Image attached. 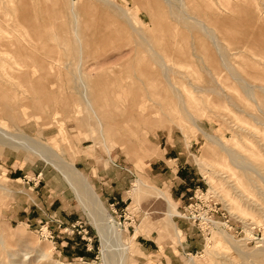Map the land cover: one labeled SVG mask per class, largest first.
Segmentation results:
<instances>
[{"label":"rangeland","instance_id":"rangeland-1","mask_svg":"<svg viewBox=\"0 0 264 264\" xmlns=\"http://www.w3.org/2000/svg\"><path fill=\"white\" fill-rule=\"evenodd\" d=\"M0 29V264H264V0H0ZM197 186L243 251L183 218Z\"/></svg>","mask_w":264,"mask_h":264},{"label":"bare ground","instance_id":"bare-ground-1","mask_svg":"<svg viewBox=\"0 0 264 264\" xmlns=\"http://www.w3.org/2000/svg\"><path fill=\"white\" fill-rule=\"evenodd\" d=\"M8 3V2H7ZM10 5V4H9ZM212 6V5H211ZM235 6V5H234ZM215 8V7H214ZM219 9V8H218ZM222 9V8H221ZM251 9H253V7L251 8ZM218 11V10H217ZM251 11V10H250ZM244 12V11H243ZM253 12V11H252ZM4 13V12H3ZM214 13V12H213ZM242 13V12H241ZM240 13V14H241ZM219 14V13H218ZM222 14V13H221ZM245 14V13H244ZM257 16V15H256ZM217 17V16H216ZM258 19V18H257ZM217 20V19H216ZM224 20H226V19H224ZM228 20V19H227ZM218 21V20H217ZM219 21H220V19H219ZM221 21H222V19H221ZM240 22V21H239ZM29 23V22H28ZM78 24V23H77ZM238 24V23H237ZM240 24V23H239ZM235 25V24H234ZM228 26V25H227ZM226 26V27H227ZM242 26V25H241ZM241 26H240V28H241ZM233 27V26H232ZM234 28V27H233ZM25 29V28H24ZM38 29V28H37ZM218 29V28H217ZM1 30V29H0ZM12 31V30H11ZM13 32V31H12ZM21 32V31H20ZM214 32V31H213ZM3 33V32H2ZM16 34H18V33H16ZM214 34V33H213ZM12 35V34H11ZM30 35V34H29ZM212 36V35H211ZM220 36V35H219ZM216 37V36H215ZM6 39V38H5ZM212 39H215L214 38V36L212 37ZM0 41H2L1 39H0ZM12 42H13V40H12ZM3 43V42H2ZM7 43V42H6ZM28 44V43H27ZM50 44V43H49ZM29 45V44H28ZM6 48H8V47H6ZM23 48V47H22ZM226 48H227V46H226ZM228 50V49H227ZM224 51V50H223ZM227 52H229V51H227ZM233 53V52H232ZM229 55V54H228ZM232 56V55H231ZM228 57V56H227ZM241 68V67H240ZM27 69V68H26ZM243 69V68H242ZM240 71H241V73H243L242 71L243 70H241L240 69ZM16 72V71H15ZM238 72V71H237ZM250 73V72H249ZM254 73V72H253ZM248 75V74H247ZM254 77H256L257 79H261V78H259V77H257L256 76V74L255 75H253ZM168 77H171V76H168ZM242 77V76H241ZM252 77V76H251ZM249 78H250V75H249ZM170 78H168V80H169ZM171 79H172V77H171ZM242 79H243V77H242ZM242 79H240L241 81H242ZM245 79H247V78H245ZM263 79V78H262ZM261 79V80H262ZM222 80H224V79H222ZM247 80H250V79H247ZM252 80V79H251ZM250 80V81H251ZM255 80V79H254ZM171 81H173V80H171ZM171 81L169 82V83H171ZM227 81H228V79H227ZM235 82V81H234ZM243 82V81H242ZM247 82V81H246ZM252 83H253V81H251ZM257 82V81H256ZM174 83V82H173ZM232 83H233V81H232ZM238 83V82H237ZM237 83H235V84H230L229 86L230 87H232V85H233V87H236V86H238V84ZM245 83V82H244ZM237 84V85H236ZM175 85V84H174ZM174 85H172V86H174ZM235 85V86H234ZM245 85V84H244ZM251 85V84H250ZM253 85V84H252ZM255 85V84H254ZM257 85V84H256ZM259 85H261V84H259ZM226 86H228V84H226ZM242 86V85H241ZM240 86V87H241ZM264 86V85H263ZM175 87H176V85H175ZM212 89H213V87H211ZM218 88V87H217ZM216 88V89H217ZM237 88V87H236ZM244 88H245V86H244ZM247 88V87H246ZM245 88V89H246ZM250 88V87H249ZM233 89H235V88H233ZM242 89H243V86H242ZM215 90V89H214ZM220 90V89H219ZM247 90V89H246ZM245 90V91H246ZM200 91V90H199ZM204 91H206V90H203V92ZM248 91V90H247ZM246 91V92H247ZM255 91V90H254ZM260 91V90H259ZM223 92V91H222ZM238 92V91H237ZM249 92H250V90H249ZM252 93H254L253 91H251ZM258 92V91H257ZM239 93H240V90H239ZM240 95V94H239ZM260 95V94H259ZM188 96V95H187ZM245 96V95H244ZM254 96H257V95H254ZM249 97H250V95H249ZM252 97V96H251ZM250 97V98H251ZM261 97V96H260ZM239 98V97H238ZM245 98H246V96H245ZM256 98V97H255ZM257 98H258V96H257ZM191 100H192V98H191ZM246 101H248V100H246ZM249 104V103H248ZM2 128V130H4V128L3 127H1L0 126V129ZM6 131H4L3 133H5ZM0 133H2V132H0ZM2 133V134H3ZM7 134H9V132H7ZM6 134H4V135H0V144H3V145H11V146H14V147H16V148H18V147H22V145H23V143L22 142H20L21 140L19 139H17L16 138V140L15 139H13V138H11V135H10V137H9V135L8 136H6ZM15 138V137H14ZM31 140H33V139H31ZM22 141H23V139H22ZM27 141V140H26ZM24 142V141H23ZM29 142V141H28ZM35 142V141H34ZM33 142V143H34ZM30 143V142H29ZM37 143V142H36ZM42 143L40 142L39 144L37 143V145H41ZM24 145H25V142H24ZM29 145V144H28ZM34 145H35V143H34ZM43 145V144H42ZM47 146V145H46ZM45 146V147H46ZM31 148V146L28 148V149H30ZM48 148V147H47ZM43 149V148H42ZM44 149H46V148H44ZM33 150V149H32ZM51 150V149H50ZM228 150V148L226 149V151ZM230 150V149H229ZM45 151V150H44ZM47 151H48V149H47ZM55 154V153H54ZM236 155H238V154H236ZM241 155V154H240ZM254 156H256V155H254ZM66 166H65V168H67V173H66V171L64 172V174L66 173V175H67V177L69 178V179H71V181L73 180V181H76L81 187H82V189H83V191H84V193H86L85 195H88V198H90L91 199V201L93 202V205H95V206H93L94 208L97 206V208H100L101 209V212L103 213V216H104V220L108 223V224H110L107 228H106V226H104V224L103 223H105V222H100V220L98 219V221H97V219L94 221L95 222V226H96V228L98 229V231H99V233H100V236H101V240H102V244H103V248H107L108 246H107V244H108V242H109V240H108V233H107V231H106V229L108 230V229H111V231H113L114 232V234H116L119 238L121 237V231H120V229L116 226V225H114V223L112 222V223H110V221H112V217L108 214V212L105 210V209H103V206H102V202H101V200H100V198L97 196V194H96V192L94 191V189H93V187L87 182V180L85 179V177L81 174V172L72 164V163H68V166H67V164H65ZM64 167V166H63ZM64 168V169H65ZM63 168L61 167V170H62ZM63 171V170H62ZM63 173V172H62ZM212 182H214V180L212 179ZM220 182V181H219ZM72 184V183H71ZM74 184V183H73ZM77 184V185H78ZM222 185V184H221ZM79 187V186H78ZM244 187V186H243ZM4 189V188H3ZM218 189V188H217ZM223 189H224V187H223ZM79 190V189H78ZM82 191V192H83ZM87 197V196H86ZM166 200H168V205H169V212H168V216L169 217H172L173 215H176L177 214V210H176V208H175V205L171 202V200L169 199V197L166 199ZM90 202V201H89ZM94 212V211H93ZM100 212V211H99ZM100 214V213H99ZM98 214V215H99ZM98 215L96 216L95 215V218L96 217H98ZM100 216V215H99ZM94 218V217H93ZM102 218V216H100V219ZM110 227V228H109ZM106 228V229H105ZM222 231H218L216 234H214L212 237H209L208 238V242H207V247L209 248V247H211L212 246V244L214 243V244H216V246H219V247H225V248H233V249H235V250H238V251H243V249H244V244L243 243H241L242 241H244L245 240V237H246V240H248V239H250V236H251V230H248L247 231V235L245 236V237H243V239H240V240H237V239H234L233 238V236L231 235V234H228L227 233V231H225L224 229H221ZM107 246V247H106ZM126 246H127V249H129V246L126 244ZM126 249V248H125ZM126 251H128V250H126ZM255 257L256 258H262V259H264V253L263 252H260V253H256L255 254ZM251 259H252V257H251ZM191 264H195V263H191Z\"/></svg>","mask_w":264,"mask_h":264},{"label":"built area","instance_id":"built-area-1","mask_svg":"<svg viewBox=\"0 0 264 264\" xmlns=\"http://www.w3.org/2000/svg\"><path fill=\"white\" fill-rule=\"evenodd\" d=\"M217 202L214 201L213 195L209 191H204L200 187L190 197V202L185 208L183 218L199 225L203 232L210 235L216 229H225L230 233L236 232V227L230 219L218 217L219 210Z\"/></svg>","mask_w":264,"mask_h":264},{"label":"crops","instance_id":"crops-1","mask_svg":"<svg viewBox=\"0 0 264 264\" xmlns=\"http://www.w3.org/2000/svg\"><path fill=\"white\" fill-rule=\"evenodd\" d=\"M197 187H199V186H197ZM197 187H195V188H197ZM119 192V194H120V191H118ZM164 197L167 199L169 196H167L165 193H164ZM116 198H120V195L118 196V197H116V196H114V199H116ZM123 198L125 199V197H124V195H123V197H121V200H123ZM171 198V197H170ZM172 199V198H171ZM167 202H168V200H167ZM168 212H169V206H168V209H167V216H168ZM174 216H177V215H173L172 217H170V220L174 223V225H175V222L173 221V217ZM169 217V216H168Z\"/></svg>","mask_w":264,"mask_h":264}]
</instances>
